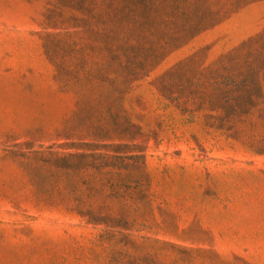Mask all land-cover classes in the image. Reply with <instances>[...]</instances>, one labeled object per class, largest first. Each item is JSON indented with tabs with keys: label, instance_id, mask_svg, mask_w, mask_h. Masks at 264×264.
Listing matches in <instances>:
<instances>
[{
	"label": "rangeland",
	"instance_id": "rangeland-1",
	"mask_svg": "<svg viewBox=\"0 0 264 264\" xmlns=\"http://www.w3.org/2000/svg\"><path fill=\"white\" fill-rule=\"evenodd\" d=\"M0 264H264V0H0Z\"/></svg>",
	"mask_w": 264,
	"mask_h": 264
},
{
	"label": "trees",
	"instance_id": "trees-1",
	"mask_svg": "<svg viewBox=\"0 0 264 264\" xmlns=\"http://www.w3.org/2000/svg\"><path fill=\"white\" fill-rule=\"evenodd\" d=\"M66 160V159H64ZM62 176V175H61ZM75 178L77 181L79 179H81V177H73ZM76 183V182H74ZM105 187V186H104ZM83 191V190H82ZM106 188L104 189L103 191V194L101 195V197L103 199H105V192H106ZM92 193L91 191V188L88 187V189L86 190V196L88 197V195ZM110 193H117L116 195H119L120 192L119 191H116V190H110ZM83 199H84V196L83 198H81L79 201H77L76 203V209H84V210H87L86 213H87V216L91 218V221H95V222H99V223H109V224H113L115 225L114 227H118L117 225H125L126 224V221L125 220H122L120 216L118 215H114L112 214V211L111 209H109L107 207V205L101 203L99 204L100 206L99 207H92L91 205H88V204H83ZM122 199L123 198V195L120 196V201L122 202ZM135 200H133L134 202ZM123 204H128V203H124Z\"/></svg>",
	"mask_w": 264,
	"mask_h": 264
}]
</instances>
